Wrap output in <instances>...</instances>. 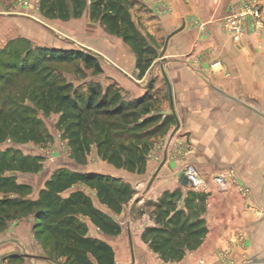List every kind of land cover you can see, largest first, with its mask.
Returning <instances> with one entry per match:
<instances>
[{"label": "crops", "instance_id": "0c3cea01", "mask_svg": "<svg viewBox=\"0 0 264 264\" xmlns=\"http://www.w3.org/2000/svg\"><path fill=\"white\" fill-rule=\"evenodd\" d=\"M160 1L168 7L167 13L159 12ZM160 1H130L132 18L144 38L141 62L138 63L136 48L131 44L126 49L124 46L129 43L115 35L122 42L117 49L102 45L90 47L88 52L89 56L103 57L110 55L109 51L113 53L114 58L107 57L112 64L102 65L98 70L111 77L110 80L90 82L82 87L88 91L97 86L103 93L116 94L120 98L117 105L127 106L126 113H132V118L137 110L148 108L146 115L128 124L133 131L127 133L132 136L121 141L138 154L146 155L143 162L136 164L144 170L130 171L110 163L98 154L94 144L80 156L69 155L68 149L58 150L52 169L45 170L36 183L21 184L35 188V195H30L32 201L41 199V192L63 169L70 173L108 175L128 184L133 194L121 204L120 211L103 204L97 191L84 182L58 194L66 199L76 191H84L96 209L121 227L119 234H108L91 216L77 215L87 238L105 242L112 248L114 264H132L129 232L134 244V264H203L205 261L214 264L221 249L230 250L232 255L251 249V256L255 254L256 259L262 260L264 28L256 30L249 19L239 41L226 33V20L236 11L237 0ZM261 1L264 21V0ZM183 24L184 29L170 39L165 55L164 66L174 95L173 109L157 49L169 33ZM29 31L30 19L15 9L14 0H0V50L15 40H29ZM217 62L220 64L215 65ZM132 72L134 76H130ZM188 165L197 168L207 190L197 191L181 178ZM220 175L226 176L224 188L215 182ZM237 182L250 192L241 193ZM177 212H181V224L201 221L200 227L206 229V234L195 238H200L202 243L194 253L184 255L178 262L165 261L135 229L144 218H148L149 226H157L163 216L168 219ZM35 228L34 214L7 222L0 230V264H66L63 253L66 243L58 239L59 250L51 255L53 246L47 249L45 244L47 233L40 236ZM91 260L98 264L94 257Z\"/></svg>", "mask_w": 264, "mask_h": 264}, {"label": "trees", "instance_id": "16d2710c", "mask_svg": "<svg viewBox=\"0 0 264 264\" xmlns=\"http://www.w3.org/2000/svg\"><path fill=\"white\" fill-rule=\"evenodd\" d=\"M90 1L91 18L98 19L112 34L122 36L126 42L132 44L139 53L138 63L141 62L142 49L140 47L144 46V38L132 18L131 0ZM87 8V0H41V9L44 10L45 14L62 20H68L71 17L77 18ZM29 42L26 39L15 40L0 50V64L3 70L7 69L8 72L11 70L19 71L20 74L17 75L22 77L28 73L27 68L29 66L27 64H34V60L36 62L41 60L67 61L78 58L83 59L89 67L94 66L99 70V65L94 63L93 57L86 53L79 55L69 53L64 49L50 47H39L35 50L36 59L29 61V49L23 54L15 51L18 50L15 46L27 47ZM150 60L148 64L151 63ZM0 80L5 83L2 85L3 87H8L7 83L9 82L3 81L2 78ZM10 87L12 86L9 85L8 88ZM43 87L44 84L40 83L36 99L44 112H49L53 105L54 110L61 112V126H64L66 121H72V125L66 128V132H70V143L74 155H84L86 150L88 151L89 139L93 133L94 136L96 135L98 154L103 159L116 166H125L130 171L142 172L144 170L143 166L137 167L136 164L143 162L146 155L138 154L130 146L121 142L132 136H129L127 132H131L133 129L128 125L129 123H126L132 113H126V110H129L127 106L117 105L120 98L116 94L112 96L108 91L103 93L97 86L84 91L83 88L73 87L69 83L56 86V88L53 85L46 91ZM8 95L9 97L4 101L3 106H6L7 103L12 106L8 110L5 107L0 108V142L8 138L21 142L31 140L36 143L49 139L50 135L44 128L40 127V122L30 117V111L26 104L13 109L14 104L9 100L15 102L19 95L15 99L10 98L13 96L10 93ZM64 109H67L69 113L63 112ZM99 116H103L105 119H101ZM115 117L122 120V123L117 119L113 120ZM8 153L9 151L0 152V194L1 189L4 191L7 189L6 184L8 182L13 183L15 181V179L4 177L2 175L4 170L11 169V172L14 173V164L21 172L37 173L41 168V156H37L34 163H29L27 159H20L17 162L15 157ZM78 182H84L94 188L103 204L118 211L121 210V204L128 201L133 194L131 187L121 179L96 173H70L63 169L53 176L47 184V188L41 192L39 201H32L27 197L19 198L20 195L31 190L30 185L27 184H16L15 193L18 195L16 199L0 195V230L14 217L34 214L35 230L40 236L47 233L45 243L47 249L49 246H53V250L49 251L52 253L51 255H54L55 250H59L58 239H61L66 243L63 248V253L67 257L66 264H94L91 257H94L98 264H114L112 248L105 242L87 238L84 224L80 222L77 215L91 216L94 223L108 234H119L121 227L110 217L96 209L84 191H76L66 199L58 195ZM160 220V225L148 226L142 234V238L146 242L150 236L157 237L158 240L159 237H165L164 244H162L163 240L149 242L154 251H165L167 249L166 243L171 242L178 235L185 238H197L206 231L200 227L201 221L192 224L189 223L190 221H186L181 224V212H177L168 219L163 216ZM187 223L189 224L187 225ZM196 226L199 229H196Z\"/></svg>", "mask_w": 264, "mask_h": 264}, {"label": "rangeland", "instance_id": "374dc122", "mask_svg": "<svg viewBox=\"0 0 264 264\" xmlns=\"http://www.w3.org/2000/svg\"><path fill=\"white\" fill-rule=\"evenodd\" d=\"M156 1L158 2L160 0ZM19 2L20 0H14V6L15 9L21 11L23 14H26L27 17L30 19L29 32L31 38L29 39L30 42L27 47L21 48L20 46H15L18 49L15 51H18L23 54L29 49V61H33L34 59H36L35 50L39 47L64 49L69 53H75L79 55L86 53L88 55L90 47L94 48L104 45L107 46L109 49H117L119 44L122 45V42L117 39V36L112 34L108 28L103 26L98 19L91 18V11L89 8V6L91 5L90 0H87L88 8L83 12L82 15L77 18L71 17L68 20H62L58 17L53 18L45 14L44 10L41 9V0L36 1L37 3L34 5L33 8H29L24 5L20 6ZM159 4V12L161 14L167 13L169 11L165 3L160 1ZM142 30H145L143 26ZM104 31L108 32L109 35ZM147 36H150V34L147 33ZM148 41L150 42L152 40L148 39ZM164 43L165 40L160 42L158 45V58L160 51L163 49ZM124 47L126 49H129V47L131 48L132 45L129 43ZM109 54L110 55L107 56L108 58H114L113 53L109 51ZM91 56L94 59V63L99 65V69L102 65H108V63L110 65L112 64L106 56L103 57L98 54H93ZM34 62V64H27L29 66L27 68L28 73L27 75L22 77H20V75H17L20 74L19 71L15 72V70H11V72H8L9 70H3L0 64V79L2 78L3 81L9 82L7 83L8 87L9 85L12 86L10 88L3 87L2 85H4L5 83H2L0 80V108L5 107L6 110L11 108L12 105H10V103H7L6 106H3L4 101L9 97V93L13 95L10 96V98L14 99L17 98V95H19L18 99H16L15 102L9 100L14 104L13 109H15L16 107H20L22 104H26L30 111V117L40 122V127L46 130V132L50 135V138L40 143H36L35 141L31 140L21 142L13 138H8L5 141L0 142V152L9 151L10 156L13 155L17 162L20 159H27L29 163H34L36 160L35 158H37V156H41V168L37 173L21 172L18 170L16 164H14L13 167L15 171L14 173L11 172V169L4 170L2 175H4V177L6 178L9 177L11 179H15V181H13V183L8 182V184H6V186L8 187L5 191L1 189L0 195L2 197L9 196L13 199H16L18 198V195H16L15 193L16 184H21V182L24 183L28 181L36 183L37 179H39L40 177H42V175H44V173H46L45 170L52 169L53 166L51 167V165L53 163L56 164L55 162L57 161L55 156L59 155L58 150L68 149L69 155H73L74 153L73 150L71 151L70 149L72 147L70 143V132H66V128L72 125V121H66L64 126H61V112L54 110L53 105L50 107L49 112H44L42 106L38 104V100L36 99V95L38 93V86L40 85V83L44 84L43 89L46 91L47 89L53 87V85L56 88V86L69 83L73 87L81 86V88H84L90 82H100L104 80L109 81L111 78L108 76H104L103 72H98V69H96L94 66L89 67L86 62L81 58L70 59L67 61L41 60L40 62H36L34 60ZM32 65H34V67H32ZM134 74L135 73L132 72L130 73V76H134ZM147 109L148 108L144 106L140 110H137V112L134 113V117H130L129 120L126 121V123L132 124L134 121H136V119L138 121L140 118L147 114ZM63 112L69 113L67 109H64ZM99 118L105 119L103 116H99ZM116 119L121 121L122 123V120L116 117L113 118V120ZM91 134V138L89 139L90 145L97 144L96 135L94 136L93 133ZM62 156H65V154L63 153ZM226 181L227 180H225V184ZM225 184L218 185L220 188H224L226 186ZM236 185L239 187L241 193H245L244 195L250 192V189L248 187L238 182L236 183ZM30 187L31 190L26 191V193L20 195L19 198L27 197L31 199L30 195H32V193L35 191V188L32 185ZM207 188L205 190H207ZM19 217L23 218L22 216H18L16 218L11 217L12 219H10L9 221H17L18 219H20ZM148 226V218H144L141 226H137V229H135V231L138 230L142 238V234ZM204 234H206V231L204 232ZM142 240L146 242V240H144L143 238ZM152 240L157 241L158 239L157 237L154 238L150 236L149 239H147L148 242L146 243L149 244V242H151ZM161 240H163L162 244H164L165 237H159L158 241ZM201 243L202 240L200 238H185L184 236L178 235L174 237L171 242L166 243L167 249L165 251L155 252L160 255L165 261L172 260L178 262L183 258L184 255L192 254L196 250H198ZM247 250V252H240L242 250H240L239 252L236 251V254L232 255L230 250L221 249V253L218 254L217 259H214V264L264 263V259H256L255 254L251 256V249ZM203 264L209 263L208 261H205Z\"/></svg>", "mask_w": 264, "mask_h": 264}, {"label": "built area", "instance_id": "2783aa9c", "mask_svg": "<svg viewBox=\"0 0 264 264\" xmlns=\"http://www.w3.org/2000/svg\"><path fill=\"white\" fill-rule=\"evenodd\" d=\"M35 1V2H34ZM20 0V6L24 5L33 8L38 0ZM236 11L232 13L226 20L225 31L235 41H239L245 33V23L252 20L256 30L264 28L262 19L263 3L261 0H237ZM217 62L215 65H219ZM184 176L187 178L191 186L196 190H205L207 183L200 177L197 168L194 165H188L183 170ZM226 180L225 175H220L215 178V182L224 185Z\"/></svg>", "mask_w": 264, "mask_h": 264}, {"label": "water", "instance_id": "95a60500", "mask_svg": "<svg viewBox=\"0 0 264 264\" xmlns=\"http://www.w3.org/2000/svg\"><path fill=\"white\" fill-rule=\"evenodd\" d=\"M184 24L172 31L171 33L168 34V36L166 37V40H165V43H164V46H163V49L160 51L159 53V59H160V67H161V71H162V74H163V77L167 83V86H168V92H169V98H170V101L172 103V108L174 109V95H173V89H172V84L170 82V79L166 73V70H165V63L167 61L165 55H166V52H167V49H168V46H169V42H170V39L175 36L176 34H178L180 31H182L184 29ZM177 127H176V130L179 129L180 127V121L177 119ZM164 163V162H163ZM163 163L158 167V169L156 170V172L154 173L151 181H150V184L149 186L152 184V182L154 181L155 177L158 175L160 169L162 168L163 166ZM181 178L187 180V178L184 176V174L182 173L181 174ZM129 235H130V246H131V253H132V264H134V261H135V251H134V244H133V241H132V234L131 232H129ZM59 264H62V263H59ZM252 264H264V263H252Z\"/></svg>", "mask_w": 264, "mask_h": 264}]
</instances>
